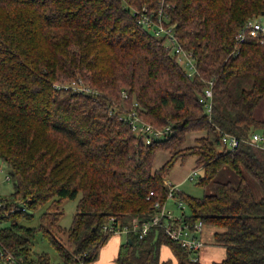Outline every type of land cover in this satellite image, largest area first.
Wrapping results in <instances>:
<instances>
[{"label": "trees", "instance_id": "trees-1", "mask_svg": "<svg viewBox=\"0 0 264 264\" xmlns=\"http://www.w3.org/2000/svg\"><path fill=\"white\" fill-rule=\"evenodd\" d=\"M160 1L0 0V159L13 184L1 198L0 243L24 264H49L44 254L32 256L37 229L21 225L30 211L48 204L38 231L61 264H92L113 236L102 226L150 219L154 202L166 200L163 181L191 157L204 171L198 184L213 182L214 192L176 197L189 207L187 223L220 229L213 239L225 257L214 264H264V150L245 142L252 132L264 135V45L236 41L246 20L262 16L264 0H163L166 27L194 57L192 78L165 39L135 20L134 9ZM74 81L99 96L55 88ZM210 81L208 115L200 99ZM122 91L147 123L170 125L172 137L145 145L109 116ZM220 132L242 140L239 147L225 149ZM194 133L195 144L184 147ZM164 152L168 159L155 169ZM223 168L241 176L238 185L214 181ZM243 172L259 185V201ZM77 198L64 229L61 204ZM115 264L202 263L154 228L143 239L126 236Z\"/></svg>", "mask_w": 264, "mask_h": 264}, {"label": "built area", "instance_id": "built-area-1", "mask_svg": "<svg viewBox=\"0 0 264 264\" xmlns=\"http://www.w3.org/2000/svg\"><path fill=\"white\" fill-rule=\"evenodd\" d=\"M169 6L160 1L154 8L145 5L139 9L133 10V15L137 24L146 29L152 36L165 39V45L176 61L184 67L188 78L194 77L197 73L196 63L191 52H188L178 40V36L173 28L165 24L166 17L164 9ZM248 40H254L260 45H264V21L257 18H249L243 25L242 30L237 34L236 41L238 43H246ZM56 90L64 93H81L89 94L98 97L99 92L85 85L81 81L70 82L64 84H55ZM212 82L208 83L200 102L205 108V112L209 115L213 107V93ZM130 96L127 91H122L119 102L112 103L109 109V116L116 117L119 121L128 125L135 136L140 142L145 145H150L156 142H162L170 139L173 135V130L170 125L162 128H157L152 124L143 120L139 113V106L136 102L129 103ZM242 140L234 135L220 132L221 145L227 150H234L239 147ZM250 146L264 150V135L259 132H252L249 138L245 141ZM9 179V176L7 177ZM198 169L191 170L185 177L184 181L194 182L196 179L200 180ZM163 184L167 188V196L165 201L156 200L153 204L155 213L147 221H140L134 218L129 226L115 225L116 219L110 218L102 226V230L112 235H125L133 234L139 239L146 237L150 230L159 228L164 234L172 241L179 244L191 254V260L198 261V256L204 248V242L201 238V231L203 224L201 221L190 225L185 221V204L177 199V194L181 193L179 184H175L169 179H165ZM154 193L151 191L146 198L150 200ZM173 200L176 207L181 211L176 215L172 210L167 207V202ZM3 202L0 198V207ZM0 262L1 264H24L23 260L16 257L13 253L8 251L0 243Z\"/></svg>", "mask_w": 264, "mask_h": 264}, {"label": "rangeland", "instance_id": "rangeland-1", "mask_svg": "<svg viewBox=\"0 0 264 264\" xmlns=\"http://www.w3.org/2000/svg\"><path fill=\"white\" fill-rule=\"evenodd\" d=\"M260 21H264V15H262L260 18H257ZM64 84V83H62ZM91 88V87H90ZM199 133H194L190 135V138H186V141L184 143V147H189L195 144V139L196 136H198ZM195 138V139H194ZM168 155L166 152L161 153L158 155L155 163H154V168L158 169L160 168L168 159ZM195 166V158L191 157L187 159L184 163L178 161L176 164L173 166L170 174H169V180L172 181L173 183H180L179 184V190L183 192L184 194L194 197V198H202L204 195H210L213 194L214 188H213V182L210 183L207 186H201L198 184L199 179H196L194 182L190 181H184L186 175L194 169ZM8 174H9V168L3 163V161L0 159V198L2 197H7L13 192V184L11 179H8ZM198 174L200 177L204 176V171L203 169H198ZM243 177L247 181V183L250 185L254 197L256 200H260L261 198V190L257 182L246 172H243ZM168 179V178H167ZM241 179V176L238 174L234 173L233 171L229 170L228 168H223L218 175L215 178V182H229L232 185L236 186L239 184ZM78 202V198L75 200H64L61 204V212L62 215L59 220V224L62 228L68 229L71 226V223L73 221V217L76 213V205ZM167 207L172 210L176 215L180 214L181 211L176 207L175 202L173 200H169L167 202ZM48 204L43 205L39 207L36 210L30 211L31 217L28 219H23L21 221V225L26 227V228H35L37 229V232L35 233L33 240H32V245H31V250H32V256H37L38 254H44L47 256L49 260V264H61L60 259L58 256V253L55 249V247L50 243V241L44 237V235L38 231V227L40 224V218L41 215L47 210ZM185 214H190V210L187 204H185ZM6 225V224H4ZM3 225V226H4ZM205 230H220L215 227H211L208 225H204L203 227ZM120 239L121 242L119 243H124L126 241V236L125 235H113L110 240L107 242V244L101 248L99 251L98 257L95 262L97 264H109L111 259H113V255L116 254V248L118 249V240ZM203 240V239H202ZM60 241L66 243V238L62 237L60 238ZM204 242V241H203ZM214 245H216L213 242ZM209 245L204 242V248ZM220 246V245H216ZM203 248V249H204ZM224 250V247H218V250ZM219 253V252H218ZM224 253L222 251V254L217 255L215 258V261H218L217 259H221L223 257ZM93 262L92 264H95ZM204 263V262H203ZM205 264V263H204ZM209 264V263H208Z\"/></svg>", "mask_w": 264, "mask_h": 264}, {"label": "crops", "instance_id": "crops-1", "mask_svg": "<svg viewBox=\"0 0 264 264\" xmlns=\"http://www.w3.org/2000/svg\"><path fill=\"white\" fill-rule=\"evenodd\" d=\"M175 184H180V183H175ZM204 227V226H203ZM214 232L215 230H205L204 228H202V231H201V238L203 239V241L206 243V244H209L207 245L204 249L201 250L200 254H199V261L202 263V264H214V263H217V262H220L224 259L225 257V249L223 250H218V247H221V246H216L213 244L214 242V239H213V236H214ZM119 237V236H118ZM121 242L120 239L118 240V244H121L119 243ZM119 246L118 245V249H119ZM118 249L116 248V254L113 255V259H111V261L109 262V264H115V259L117 257V253H118ZM222 251L224 253L223 257L221 259H217L218 261H215L216 260V256L220 254H222ZM219 252V253H218ZM168 257V253L165 251L162 253V256L161 258L162 259H165ZM204 262V263H203ZM95 264H97V262H95Z\"/></svg>", "mask_w": 264, "mask_h": 264}, {"label": "water", "instance_id": "water-1", "mask_svg": "<svg viewBox=\"0 0 264 264\" xmlns=\"http://www.w3.org/2000/svg\"><path fill=\"white\" fill-rule=\"evenodd\" d=\"M262 15H264V12L262 13ZM129 243H130V241H128ZM0 264H1V262H0Z\"/></svg>", "mask_w": 264, "mask_h": 264}]
</instances>
